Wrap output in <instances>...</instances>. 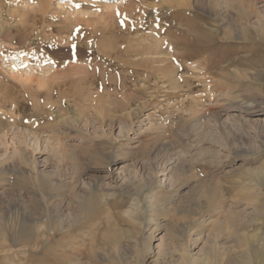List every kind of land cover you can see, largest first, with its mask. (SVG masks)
<instances>
[{"label": "rangeland", "instance_id": "1", "mask_svg": "<svg viewBox=\"0 0 264 264\" xmlns=\"http://www.w3.org/2000/svg\"><path fill=\"white\" fill-rule=\"evenodd\" d=\"M35 1L0 0V33L6 35L0 36V86L12 89L0 94L10 103L34 101L26 73L37 68L30 77L39 84L41 68L54 67L48 59L70 65L95 56L53 32L75 22V9L97 21L94 14L116 1V20L131 18L141 37L186 40L206 51L173 50L169 43L153 50L161 63L140 62L144 57H124L119 41L109 50L112 64L95 67L100 79L89 86L93 93L87 88L78 100L48 102L46 119L32 120L33 130L16 124L6 137L0 131V264H184L185 254L210 253L218 233L219 244L236 253L237 242L225 224L216 225L215 213L220 205L228 210L243 173L264 163V31L258 29L264 0H188L187 6L170 0H49L45 15ZM187 22L197 33L179 28ZM26 34L35 35L34 43L23 39ZM34 47L36 55L29 53ZM173 52L186 61L169 65ZM106 81L115 85L113 92L104 91ZM121 86L124 94L116 90ZM111 121L117 122L113 128ZM43 129L51 130V140ZM55 139L65 147L57 149ZM58 210L66 225H74L50 240L46 225L56 228L57 218H46V212ZM23 228L31 229V240L21 237ZM38 230L41 246L35 245ZM155 234L159 241L151 253Z\"/></svg>", "mask_w": 264, "mask_h": 264}, {"label": "bare ground", "instance_id": "2", "mask_svg": "<svg viewBox=\"0 0 264 264\" xmlns=\"http://www.w3.org/2000/svg\"><path fill=\"white\" fill-rule=\"evenodd\" d=\"M113 1H115V0H112V2ZM170 1L172 3H176L178 6H182L184 4L186 5L189 3L188 0H170ZM195 1L197 2V0H195ZM35 2H37L40 5V7L42 8L41 14L45 15L47 12L45 10H47L46 7H48L49 0H36ZM116 4L118 5V3H116V1L110 5L108 4L103 9V10H105L104 12L103 11H102V13L99 12L100 14H98V15L94 14V16H98L97 21H96V19L94 20V19L89 18V16L86 17V15H91V14H89L90 13L89 11H87L85 9L84 10L83 9H77V11H76V9H75L76 12L74 11L72 13V14L76 15L75 16L76 18H74V21H75L74 23L65 24V25L60 26L56 29H53V32L57 35V37H61L58 40H62L64 36L68 37L66 39L64 38L65 41L67 39L71 38L73 41H76L80 45L82 44L81 46H86L89 50H91V49L95 50V52H96L95 56L96 57L93 55L91 56V55H89L90 53H88L89 57L86 58V60L81 59V60H79V63L76 61L77 62V63L75 62L76 64H73L74 62L71 64V62H70V65H72V66L66 65L65 63L52 62V61L50 62V60L48 59L47 61L50 64L54 65V67L51 66V67H46V68L42 69L39 66L41 68V72H43L42 73L43 77H37L39 84L35 83L36 77H34V78L30 77L31 74L35 73L34 71H36L37 68L32 69V71H30V72L28 71L26 73V76H29V77L27 80H25L26 81L25 83L28 82L27 84H29V85H27V86L29 88L31 86L35 87L31 91V95H32V98L34 101H31V102L26 101L25 103H22L21 101L18 100L16 102L10 103L4 97L3 94H0V107L3 108V110H4V113H2V112H1L2 114L0 113V118H2V121L0 123V131H2L4 133L5 137L8 134V132L11 130V128H13L16 124L20 128H21V126L27 127L30 124L31 129H32V125L34 123V122H32V120H35V122H36L37 120L40 121L41 119L43 121V118L46 119L45 116L48 113L47 112L48 109H45V105L48 104V102H49V104H51L52 101H58V102L60 101L61 102L62 100H64V98H72L73 99L76 97L78 100V96L82 95L83 92L87 88H89V86H91L92 84L96 85V84H94V81H96L97 79H100V78H98V76H97L98 68H95V67H99V68L105 67L106 68V67L110 66V64H112L111 63L112 61H110V59H111L110 57H112V55H111L109 50L112 47L114 48L115 44H116V46L118 44V47H119V41L121 42V44L123 46V48L121 47L122 48L121 51L123 53V56L126 57L127 59H130V57H132L133 59H134V57H135V59L139 58V56L144 57L140 62H153V63H157V62L159 63L160 62L161 63L163 61L162 55L159 54V52H157V51H158V49H162V47H164V45H167V44L169 45V43L171 44L170 47L173 50H176L179 48V46L180 47L182 46V49L183 48H190V49L192 48L193 51H196V52L206 51V49L203 48L202 46H200L199 44L198 45H192L191 43L188 44L186 40H182V39H181L182 41H178V39L175 41H172L173 39H170V37H169L170 41H168V40L162 41L164 38L162 39L160 37L157 38V37L152 36L153 38L150 39L147 36H146V38L144 36L141 37L140 35H138V32H137L138 28L136 29L135 25L134 26L131 25V23H133V21L130 17H129L130 19H127V17H124V14H123V17L125 18L124 21L123 20H121V21L116 20L118 17V12H119L118 7H116ZM84 5L85 4L80 5L79 7L84 8L83 7ZM125 15H128V14H125ZM129 15H130V13H129ZM36 17L39 18L38 16H35L34 18L36 19ZM82 17H84V18L82 19ZM123 17H122V19H123ZM119 18L120 17H118V19ZM33 20L34 19H31V22ZM33 22H36V21H33ZM94 22L96 24H102L101 29H97L96 28L97 26L93 24ZM98 22H100V23H98ZM167 22H169V21H167ZM118 23H122V26L124 24L125 25L124 28L121 30H118L119 29L118 27L120 26V25L118 26ZM122 26H120V27H122ZM178 26H179V28H180V26H181V28L182 27H187V28L189 27L190 28L189 32H191V33L192 32L194 33V31L196 30V25H194L190 22H187L186 24L182 23ZM194 26H195V29H194ZM236 27H239V26H236ZM105 28H106V30H105ZM134 29H135V32L133 31ZM258 29L264 31V18H262L260 20V24L258 25ZM185 30L186 29H184L183 32H185ZM199 30H200V28H199ZM234 31H235V29H234ZM181 32H182V30H181ZM195 32L197 33V30ZM239 33L237 32L238 35H239ZM1 34L4 37L6 36V35H4V33L2 31L0 33V36H1ZM115 35L117 36V38L115 37ZM151 35H154V34H151ZM14 36H15V34H14ZM119 36H120V38H118ZM138 36H140L141 38H135ZM9 37H11V36L9 35ZM132 37H134V38H132ZM231 38H233V37H231ZM23 39L25 41L27 40L28 42H30L32 44V43H34L35 35L32 36L31 34H26V35H24ZM71 39H69V40L72 41ZM239 39H240V37H239ZM69 40H68V42H69ZM46 41H47V39H46ZM65 43H67V41ZM145 43H149V44L147 46H145L144 45ZM25 44H27V43H25ZM133 44L135 46H137V48H139V50L134 49L133 50L134 53L128 51V47L130 49H132ZM43 45L38 44L37 47H40L38 49H41V48L43 49ZM81 48H83V47H81ZM214 48H211V49L213 50ZM32 49L33 50L32 51L30 50L31 52H29V53H32V54H35V53L38 54L39 53L38 50L36 49V47H34ZM75 49H77V48H75ZM154 49H157V51L154 52L153 51ZM166 49L168 50L167 47H166ZM83 50L84 49L80 50L79 53L83 54L85 52V51L82 52ZM115 50H118L117 47ZM170 52L171 51H169V54H170ZM86 53H87V51H86ZM164 53H165V51H164ZM178 53H179V51H178ZM28 55H31V54H28ZM178 55L176 53H174L172 60L171 61L167 60L166 62H168V64L170 63L169 65H171V64L177 65V64L183 63L184 60L186 61L185 57L182 54L180 56H178ZM121 56H122V54H121ZM39 57H40L39 60L45 58L43 55H41ZM47 57L48 56H46V58ZM82 58L85 59L84 57H82ZM63 59H68V58H63ZM127 59L125 62L127 64H129ZM42 61H45V60H42ZM47 61H45V62L47 63ZM49 63H47V64H49ZM144 64H146V63H144ZM61 70H63V71H61ZM174 72H176V69H175V71L171 72V73H173L172 74L173 77L175 74ZM102 74L103 73H101V75ZM176 74H177V72H176ZM130 80H132V79H130ZM108 81H106L107 84L104 83V84H106V86L104 85L103 89H104V91H107L110 93V92H113L115 90V85L112 83H108ZM35 84H37V86H38L37 88H36ZM115 84H116V82H115ZM98 85H99V83H98ZM101 86H102V84H101ZM92 88L93 87H91L89 89L92 91ZM95 88L97 89V87H95ZM125 88H126V86H121L119 89H116V90H118L119 92L122 91V93H123ZM3 89H7L9 92H11V90H12L10 87L3 88L0 86V93L2 92ZM96 89H95V91H96ZM98 90H100L99 86H98L97 91ZM95 91H94V93H95ZM87 93H89V91ZM92 93H93V91H92ZM40 95H42V96H40ZM88 96L89 95H87L86 97H88ZM72 99H70L71 102H72ZM125 99L127 100L126 97H125ZM73 101H74V99H73ZM2 102L4 103V105L6 103L5 107H2L3 106V104H1ZM30 103H31V105H30ZM68 103L71 104L70 102H68ZM84 103H85V101H84ZM69 104H68V106H69ZM54 105L57 106L56 103L53 104L52 106H54ZM62 105H63V103H62ZM31 106H32V108H31ZM50 107H51V105H50ZM59 110L60 109H58V111ZM58 111L55 113H58ZM62 111H60V112H62ZM125 112H127V111H125ZM233 116H235V115H233ZM116 123L111 121L110 127L113 128ZM33 126H35V124ZM38 128H39V125H38ZM38 128H36V129L38 130ZM44 130H46V129H43V131H40V132H45ZM121 131H122V128H121ZM50 133H52L51 130L47 131V134H46V132L44 134H46L47 135L46 137L48 138ZM49 138H50V140L52 139L50 136H49ZM55 141L57 142L56 144L58 145V146H56L57 149L59 147V149L61 150L63 147H65V146H63L65 144L62 145V143L59 140L55 139L54 142ZM5 143L7 145H9L7 143V140H5ZM47 145H48V143H47ZM54 148H55V146H54ZM8 149L9 148L7 147V150ZM16 149L17 148H15V151H17ZM25 161L27 162V159H25ZM27 163L29 166H31L30 169L34 170L33 167L35 166V163H32V162H27ZM170 171H171V168H170ZM244 175H245V178L243 177L244 178V179L242 178L243 180L241 179V181H238V184H239L238 186L240 187V190H237L236 193L232 194V196H231V200H230L231 204H229L228 210L225 211V206L220 205V207H218L216 209V213H215V215L218 216V219L217 220L215 219L216 225L217 224H219V226L224 225V224L226 225L227 232L231 235V237H234V243L237 242V244H238V251H235L236 253L231 254L228 251L230 248L227 246V244L220 245L219 244L220 238H219V233H218V235H216V237L212 241L210 253L205 254V255L198 254L194 258H189L185 254L183 257L184 264H264V163L261 166H259V168H257L256 170L255 169L254 170L253 169L252 170H246L243 173V176ZM50 182L53 183L52 181H50ZM198 194L199 193L196 194V202L200 205L201 201H200ZM227 194H228V192H227ZM226 197H227V195L223 193V195H222L223 201L222 202L226 201L225 200V199H227ZM232 207L236 208L237 209L236 211H238L239 208H242V207H244V208L238 212H235ZM249 210H252L251 213L249 212ZM46 211H49V209H46ZM55 211H56V209H55ZM140 212H142V211H140ZM132 213H134V212H132ZM134 216L135 215L132 216V219L136 218ZM49 217H51V219L57 218L56 219V222H57L56 226L57 227L55 226L56 228L51 229V227H48V225H46V228H47L46 231L50 232V234H49L50 240L53 239V235L55 232L64 231L65 229H70L74 225V223H72L73 225L72 224L71 225L65 224L66 223V222H64L65 219H63V215H62V212H60V210H58L57 212H54V213L51 212L49 215H47V212H46V218L49 219ZM221 217H223V219ZM96 219H98V218H96ZM215 220H212V221H215ZM24 227H26V226H24ZM155 228L157 229V227H155ZM21 231H20L21 232L20 234L21 235L23 234L21 237L26 238L32 234L31 229L23 228V229H21ZM38 234H40L39 230L37 233V237L35 239V242H36L35 245L41 246L43 244V239H41V237ZM156 238H157V234H155L153 236L152 241L150 242V244H148V248H150L151 253H154V247H155L157 241H159V239L157 240ZM26 239L31 240L30 237H28ZM92 239H93V237H92ZM81 249H82V247H81ZM94 250H95V248H94ZM115 251H117V248H115ZM80 252H81V250H78V253H80Z\"/></svg>", "mask_w": 264, "mask_h": 264}]
</instances>
